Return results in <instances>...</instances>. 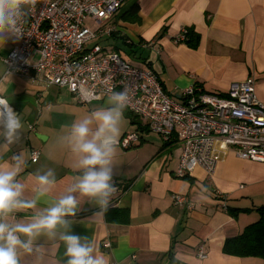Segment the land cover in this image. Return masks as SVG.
I'll return each mask as SVG.
<instances>
[{
  "label": "crops",
  "instance_id": "crops-1",
  "mask_svg": "<svg viewBox=\"0 0 264 264\" xmlns=\"http://www.w3.org/2000/svg\"><path fill=\"white\" fill-rule=\"evenodd\" d=\"M112 22L114 34L98 42L112 39L114 44L100 45L133 65L151 68L174 99L192 84L223 93L231 82L251 76L255 94L264 102V0H127ZM181 29L199 35L196 47L176 39ZM17 43L10 38L0 48V76L5 71L2 59ZM37 59L35 55L30 61ZM1 82L24 124L20 141L3 158L24 154L27 166L17 179L29 190L35 187L36 170L53 169L57 179L53 194L60 195L79 175L75 157L60 137L74 121L106 106L107 99L82 105L66 87L42 85L20 75H11V82L5 75ZM133 131L138 132V141L128 147L118 144L113 160V182L122 185L123 192L103 215H96L100 209L94 202L82 199L75 216L66 217L72 222L70 232L92 239L99 251L110 256L111 264H264V257L222 252L226 238L259 218L256 208L264 204V162L241 159L232 149L216 145L211 175L196 166L178 176L181 144L176 136L165 140L125 110L119 138ZM33 150L38 151L35 162ZM201 184L210 190L205 201L199 199ZM217 193L226 196V209L218 204ZM173 194L184 195L194 207L176 206ZM232 208L248 210L233 214ZM32 214L20 212L15 219L27 220ZM45 245L49 258L59 257L63 264V244L59 249ZM199 249L205 257H199Z\"/></svg>",
  "mask_w": 264,
  "mask_h": 264
},
{
  "label": "built area",
  "instance_id": "built-area-1",
  "mask_svg": "<svg viewBox=\"0 0 264 264\" xmlns=\"http://www.w3.org/2000/svg\"><path fill=\"white\" fill-rule=\"evenodd\" d=\"M126 1L37 0L35 7L27 10L24 33L2 59L5 71L0 82L8 72L42 85L66 87L82 105L107 99L110 90L127 89L129 105L125 110L165 140L172 135L179 140L178 176L196 166L211 175L216 168V145L232 149L241 159L264 162V102L255 94L253 77L231 82L223 93L192 84L174 99L151 68L133 65L119 52L100 45L101 37L116 31L112 18ZM87 17L93 26L84 24ZM185 31L181 29L178 41H183ZM35 55L38 59L30 61ZM138 139L137 131L128 132L118 144L128 147ZM33 156L36 161L37 150L31 152V161ZM115 185L118 191L110 204L124 190ZM217 199L226 209V196L217 193ZM172 201L181 208L194 207L184 195L173 194ZM198 255L205 257L201 249Z\"/></svg>",
  "mask_w": 264,
  "mask_h": 264
},
{
  "label": "clouds",
  "instance_id": "clouds-1",
  "mask_svg": "<svg viewBox=\"0 0 264 264\" xmlns=\"http://www.w3.org/2000/svg\"><path fill=\"white\" fill-rule=\"evenodd\" d=\"M36 3L37 0H0V48L8 39H19L24 33L27 10ZM6 79L11 82V73L6 72ZM128 105L127 89L110 90L106 106L94 108L68 126L60 139L73 153L79 175L72 178L63 193L54 195L57 179L53 169L36 170L32 174L35 187L29 190L17 179L27 166L24 154L3 158L20 141L24 124L10 105L8 89L0 82V137L4 140L0 144V264H61L59 257L49 258L45 242L57 249L63 244V264H111L110 256L99 251L92 239L70 232L72 222L66 217L75 216L84 198L98 206L96 215L108 211L118 191L113 182V160ZM32 159L35 162L36 157ZM209 192L201 184L199 199L207 200ZM42 203L45 206L38 207ZM29 211L33 214L27 220L15 219L17 213Z\"/></svg>",
  "mask_w": 264,
  "mask_h": 264
},
{
  "label": "trees",
  "instance_id": "trees-1",
  "mask_svg": "<svg viewBox=\"0 0 264 264\" xmlns=\"http://www.w3.org/2000/svg\"><path fill=\"white\" fill-rule=\"evenodd\" d=\"M198 40L199 35L197 33L191 29H186L182 42L191 47H196ZM115 48L117 49V47ZM246 210L248 209L232 208L231 213L235 214ZM256 210L259 213V218L246 225L238 235L226 238L222 247L223 253L235 256L264 257V204L257 207Z\"/></svg>",
  "mask_w": 264,
  "mask_h": 264
},
{
  "label": "rangeland",
  "instance_id": "rangeland-1",
  "mask_svg": "<svg viewBox=\"0 0 264 264\" xmlns=\"http://www.w3.org/2000/svg\"><path fill=\"white\" fill-rule=\"evenodd\" d=\"M84 24L87 25V26H93L94 25V23L91 21V19L89 17H87L84 20ZM100 43L102 45H105V44H114V40H112V39H108L106 41L100 40ZM118 45L120 46V44H118ZM120 47H121V52H123L124 54H126L125 51H124V47H122V46H120ZM126 57H127V59L133 60L132 58L129 57V55H126Z\"/></svg>",
  "mask_w": 264,
  "mask_h": 264
}]
</instances>
